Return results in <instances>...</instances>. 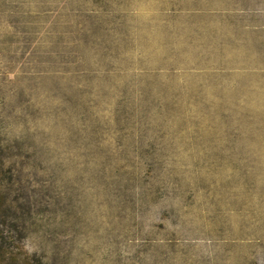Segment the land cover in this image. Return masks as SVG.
<instances>
[{
  "label": "rangeland",
  "instance_id": "1",
  "mask_svg": "<svg viewBox=\"0 0 264 264\" xmlns=\"http://www.w3.org/2000/svg\"><path fill=\"white\" fill-rule=\"evenodd\" d=\"M0 264H264V0H0Z\"/></svg>",
  "mask_w": 264,
  "mask_h": 264
}]
</instances>
